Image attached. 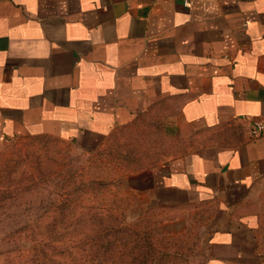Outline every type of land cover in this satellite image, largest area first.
I'll return each instance as SVG.
<instances>
[{"label": "crops", "instance_id": "0c3cea01", "mask_svg": "<svg viewBox=\"0 0 264 264\" xmlns=\"http://www.w3.org/2000/svg\"><path fill=\"white\" fill-rule=\"evenodd\" d=\"M264 0H0V147H99L146 124L175 152L122 186L200 264H264ZM151 205V208L148 207Z\"/></svg>", "mask_w": 264, "mask_h": 264}, {"label": "rangeland", "instance_id": "374dc122", "mask_svg": "<svg viewBox=\"0 0 264 264\" xmlns=\"http://www.w3.org/2000/svg\"><path fill=\"white\" fill-rule=\"evenodd\" d=\"M174 152L143 123L89 151L53 137L7 139L0 147V264H200L197 237L162 228L164 217L122 186Z\"/></svg>", "mask_w": 264, "mask_h": 264}, {"label": "built area", "instance_id": "2783aa9c", "mask_svg": "<svg viewBox=\"0 0 264 264\" xmlns=\"http://www.w3.org/2000/svg\"><path fill=\"white\" fill-rule=\"evenodd\" d=\"M195 0H180V3L183 7H190ZM264 134V123L260 121L252 122L248 135L250 138H257Z\"/></svg>", "mask_w": 264, "mask_h": 264}, {"label": "trees", "instance_id": "16d2710c", "mask_svg": "<svg viewBox=\"0 0 264 264\" xmlns=\"http://www.w3.org/2000/svg\"><path fill=\"white\" fill-rule=\"evenodd\" d=\"M60 209V208H59Z\"/></svg>", "mask_w": 264, "mask_h": 264}]
</instances>
